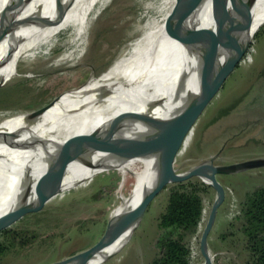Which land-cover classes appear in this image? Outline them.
<instances>
[{"label":"rangeland","instance_id":"obj_1","mask_svg":"<svg viewBox=\"0 0 264 264\" xmlns=\"http://www.w3.org/2000/svg\"><path fill=\"white\" fill-rule=\"evenodd\" d=\"M146 1L107 0V5L97 6L93 13L92 41L74 61H56L63 53L61 42L47 52L31 50L22 54L12 78L0 79V122L37 110L66 92L83 88L94 75L97 79L92 89L97 83L102 86L113 82L112 73L127 58L122 57L121 49L141 35L144 22L138 19ZM208 12L211 16L212 10ZM114 14L131 18L130 29H118V23H109ZM203 17L205 12L200 14L199 21ZM82 53L83 58L79 59ZM216 153H219L216 164L264 157V23L248 52L186 136L176 157V171L186 172ZM217 179L224 186L225 197L208 240L212 264H250L241 231L242 207L249 194L264 187V167L219 174ZM122 180V173L112 169L35 204L10 227L22 233L20 239H25V245L16 246L1 264H51L96 244L121 203L118 190ZM132 182L133 178L127 182L124 195L129 194ZM185 182L204 186L203 219L196 232L187 237L192 264H203L201 237L218 192L198 177ZM174 185L168 184L154 197L130 240L100 264H149L157 257L162 234L159 218L165 212Z\"/></svg>","mask_w":264,"mask_h":264},{"label":"bare ground","instance_id":"obj_2","mask_svg":"<svg viewBox=\"0 0 264 264\" xmlns=\"http://www.w3.org/2000/svg\"><path fill=\"white\" fill-rule=\"evenodd\" d=\"M106 1L21 0L19 5L17 0H0V20L5 16V20L0 21V30L3 31L0 41V79L8 81L12 78L22 54L31 50L47 52L60 42L63 53L56 61L78 59L80 51L89 45L91 39V30L95 25L93 13L97 6L106 4ZM144 4L145 10L138 19L144 22L141 35L121 49L122 57L127 58L120 69L116 68L112 73L113 82L102 86L97 83L92 89L91 85L97 79L94 75L91 83L83 87L88 93L99 90L113 93L112 99H95V95L82 98L78 94L84 90L69 91L65 93L67 97L58 99L53 107L25 124L19 148L5 156L0 163V219L16 199L37 190L50 163L65 151L68 144L70 149L82 154L81 158L66 164L61 192L70 189L69 184L74 179L79 180L76 187L94 177L91 176L95 171L93 165L106 154L109 129L117 119H120V124L114 137H134L132 123L126 113L133 111L135 106L118 101L122 92L141 82H146L147 90L151 91L150 84L166 81L172 74L191 78L201 66L212 69L211 60L202 56L210 47L213 34L219 46L218 22L211 0H183L181 8L177 6V0H147ZM208 9L212 10L211 16ZM202 12H205V17L201 22ZM130 20L125 15L114 14L109 23H118V29H125L129 28ZM249 22L256 34L264 23V0L256 1ZM192 31H197L198 40L195 43L186 36ZM61 36L63 41H60ZM106 37L109 38V35ZM82 55L79 59L83 58ZM161 94L152 93L150 96L156 99L140 106L138 113L164 120H178L187 106L186 102L173 95ZM66 114L69 116L65 119L59 118ZM9 120L0 122V135ZM141 130L144 137L134 151L115 160L113 170L120 171L123 180L118 190L121 203L115 206L113 215L135 210L147 186L159 172L161 151L170 132L152 122L141 123ZM131 178L133 187L128 195H124L123 191ZM126 226L130 227L131 224ZM128 234L129 231H126L117 235L114 243L90 264H99L103 255L114 253Z\"/></svg>","mask_w":264,"mask_h":264},{"label":"water","instance_id":"obj_3","mask_svg":"<svg viewBox=\"0 0 264 264\" xmlns=\"http://www.w3.org/2000/svg\"><path fill=\"white\" fill-rule=\"evenodd\" d=\"M17 1L20 5L21 0ZM211 1L218 22L217 31L219 46L213 34V36L210 37L212 38V43L202 56L211 60L212 69L207 70L208 66H201L199 72L191 78H186L184 75L178 76L172 74L166 81H156L150 84L151 91L147 90L146 82H141L127 91L122 92L118 101L132 103L133 106H135L133 111L126 113L132 123L134 137L130 139L114 137V133L120 124V119H117L109 129V136L106 142V154L93 165L95 171L91 176L112 170L115 160L131 154L144 137V132L141 130V123L152 122L160 129L170 132V136L165 141L161 151L158 175L147 186L140 205L135 210L128 211L124 214H112L106 232L93 246L71 257L51 264H90L92 260L105 250V248L114 243L117 235L129 231L127 238L114 253L102 256L99 261L100 264L117 253L127 243L155 196L165 189L168 184L182 183L193 177L200 178L206 184L216 188L218 192L217 198L212 205L207 224L203 230L200 243L201 252L205 257L203 264L213 263L208 240L215 225L218 208L225 197L224 186L218 181L217 175L233 174L252 168L264 167V157L232 164H216L215 160L219 156V153H216L186 172L178 173L176 171V157L186 136L212 99L220 91L226 79L248 52L256 35L249 20L251 18L252 8L257 0ZM182 3L183 0H180L178 5L179 8H181ZM4 18L5 16H2L0 21L3 22L5 20ZM196 32L192 31L186 35L193 43L198 40ZM2 37L3 31L0 30V41ZM74 90H76L75 92H79L84 90V88L79 87ZM86 92L87 91L84 90L78 95H81L82 98L88 95H95V99L105 100H111L112 96H114L113 93L102 92L101 90L89 93ZM155 92L162 93L163 95H173L179 100L186 102L187 106L178 120H164L138 113V108L140 106L156 99L150 96ZM64 96L67 97L68 95L64 93L53 102L37 110L19 113L10 118L8 126L0 135V145L2 146L0 149V163L5 156L15 152L19 148L25 124L29 120L42 115L50 107H53L58 99ZM67 116L69 115L66 114L59 118L65 119ZM81 140L86 141V139L82 138ZM69 145L70 144L64 148L65 151L60 153L52 163H50L42 183L38 185L37 192L33 191L24 197L16 199L15 202L7 208L5 216L0 219V231L11 227L35 204L63 190L64 186L62 179L65 174L66 164L75 158H81L82 154L80 151L70 149L68 147ZM78 182L79 180L74 179L69 186L73 188ZM126 224H131V226L128 227Z\"/></svg>","mask_w":264,"mask_h":264},{"label":"trees","instance_id":"obj_4","mask_svg":"<svg viewBox=\"0 0 264 264\" xmlns=\"http://www.w3.org/2000/svg\"><path fill=\"white\" fill-rule=\"evenodd\" d=\"M204 186L177 183L169 193L165 212L159 218L160 250L149 264H192L187 237L196 232L203 219ZM241 231L246 239L250 264H264V187L256 189L243 202ZM22 233L12 228L0 231V264L16 246L25 245Z\"/></svg>","mask_w":264,"mask_h":264},{"label":"flooded vegetation","instance_id":"obj_5","mask_svg":"<svg viewBox=\"0 0 264 264\" xmlns=\"http://www.w3.org/2000/svg\"><path fill=\"white\" fill-rule=\"evenodd\" d=\"M218 158V157H217Z\"/></svg>","mask_w":264,"mask_h":264}]
</instances>
